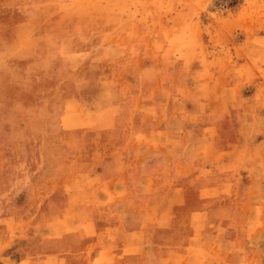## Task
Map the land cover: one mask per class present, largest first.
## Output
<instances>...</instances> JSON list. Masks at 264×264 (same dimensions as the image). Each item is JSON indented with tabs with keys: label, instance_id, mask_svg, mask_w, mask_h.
<instances>
[{
	"label": "rangeland",
	"instance_id": "rangeland-1",
	"mask_svg": "<svg viewBox=\"0 0 264 264\" xmlns=\"http://www.w3.org/2000/svg\"><path fill=\"white\" fill-rule=\"evenodd\" d=\"M183 163L227 182L183 188ZM121 210L153 231L133 264H187L193 233L202 264H264V0H0V264Z\"/></svg>",
	"mask_w": 264,
	"mask_h": 264
},
{
	"label": "crops",
	"instance_id": "crops-1",
	"mask_svg": "<svg viewBox=\"0 0 264 264\" xmlns=\"http://www.w3.org/2000/svg\"><path fill=\"white\" fill-rule=\"evenodd\" d=\"M163 112V111H162ZM205 128V126L200 127ZM177 136V135H176ZM185 137V136H184ZM183 138V137H182ZM205 138H208V136L201 130L196 135H191V139H193L194 143L192 144V153L193 154H206V148L201 147L200 141H204ZM149 148H161V145L158 143H155L152 145V143L149 144ZM212 149V148H211ZM238 150V149H237ZM220 153V158H223L225 154H228L225 150H218ZM213 152L217 153V150H214ZM144 155H141V160L143 158L150 157L153 154H156V150H150L146 153H143ZM177 163L176 162L173 165L169 166L167 168V171L174 172L176 168ZM160 164V163H159ZM158 164V165H159ZM164 164H161V166H157L158 168H163ZM223 165V163H222ZM181 168L189 169V172H192L191 180L189 179L188 185H182L183 188L191 189V187H195L200 191H207L213 188H216L215 190L218 191L221 189V187L225 186L224 180H220L219 174L216 173L217 169H213L212 167H206L203 164L200 163H183L181 165ZM219 168V167H218ZM242 168V164H240L239 168ZM163 170H166L164 168ZM201 172H206L210 174V178H207V175L203 177V174ZM215 179L217 181L210 182L207 181V179ZM173 180V179H172ZM171 180L170 189H177V187H180L179 182L176 179L175 183H173ZM172 192V191H171ZM206 200L208 199L207 196H204ZM167 198V197H166ZM186 199V200H185ZM185 199H182V201L169 199V201H165V203L168 204L167 207L164 209L159 210L157 212L156 218L161 221L164 214L167 212V219L171 217L173 213V209L177 205L181 204H193L194 201L191 200V197L186 196ZM101 201V200H100ZM208 201V200H207ZM196 203V202H195ZM194 203V204H195ZM103 206V205H102ZM109 206V205H108ZM167 210V211H166ZM132 212L131 210H126L119 213V216L115 219H110L108 222H104L97 218H91L87 217L84 219H81L78 217L79 224L81 226V231H77L74 235L70 236L71 238H77L78 239V247H71L67 244L66 239L64 237L60 238V241L51 239V247H50V258L52 259V264H133L127 257H130L132 253L140 252L143 249V246L141 244L144 240L148 239V236L153 233L149 232L147 234V230L143 228V226L139 223V228L136 223L131 222V219L129 218V214ZM116 213V211H115ZM111 214H114L111 212ZM137 215V214H136ZM138 218V215H137ZM115 220V221H114ZM128 222L133 223L136 228L131 230V232H122L126 231L125 226ZM105 223L107 225H113V229L110 228L108 230H103L105 227ZM158 228V229H157ZM157 231L155 232V236L158 240L167 241L169 237V233H167L165 227L163 225L157 226ZM113 230V231H112ZM111 233H108V232ZM167 233V234H166ZM199 234L193 233L189 238L187 237L189 243L186 249H184L185 252H192L194 251L195 254L191 255L186 262L187 264H202L201 258H196L197 255H201L203 253H200V251L204 250L206 254H209L208 247H198L195 244L192 243V240L194 238H197ZM171 248L169 249H162L161 252H163L157 262L155 264H180L176 261H164L162 262V258L165 257H178L181 254V249H175L173 251ZM33 261L29 259H21L16 263L13 264H34Z\"/></svg>",
	"mask_w": 264,
	"mask_h": 264
}]
</instances>
